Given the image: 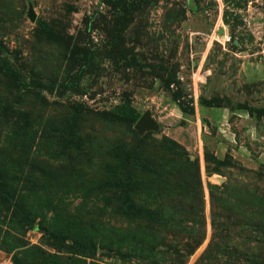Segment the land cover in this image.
<instances>
[{"label": "rangeland", "instance_id": "rangeland-1", "mask_svg": "<svg viewBox=\"0 0 264 264\" xmlns=\"http://www.w3.org/2000/svg\"><path fill=\"white\" fill-rule=\"evenodd\" d=\"M0 264H264V0H0Z\"/></svg>", "mask_w": 264, "mask_h": 264}, {"label": "water", "instance_id": "water-1", "mask_svg": "<svg viewBox=\"0 0 264 264\" xmlns=\"http://www.w3.org/2000/svg\"><path fill=\"white\" fill-rule=\"evenodd\" d=\"M28 15L30 18H34V14L32 13V11L29 10ZM136 128L139 130H144V129H149L152 128L154 126V122L151 120L149 113L148 112H144L139 119L137 120L136 124H135Z\"/></svg>", "mask_w": 264, "mask_h": 264}, {"label": "trees", "instance_id": "trees-1", "mask_svg": "<svg viewBox=\"0 0 264 264\" xmlns=\"http://www.w3.org/2000/svg\"><path fill=\"white\" fill-rule=\"evenodd\" d=\"M130 112V115H132L133 117L138 118L139 117V114L138 112H136L134 109L130 108L129 110ZM127 204H128V209L132 210L133 207L136 205L135 201L133 200L132 196L130 195L128 197V200H127Z\"/></svg>", "mask_w": 264, "mask_h": 264}]
</instances>
